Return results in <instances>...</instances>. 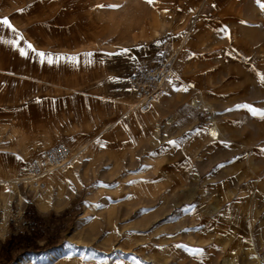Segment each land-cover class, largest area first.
<instances>
[{
  "label": "rangeland",
  "instance_id": "1",
  "mask_svg": "<svg viewBox=\"0 0 264 264\" xmlns=\"http://www.w3.org/2000/svg\"><path fill=\"white\" fill-rule=\"evenodd\" d=\"M4 18L0 179L85 147L64 186L0 199V264H264V0H0ZM164 61L165 93L127 119L128 75ZM25 235L39 248L6 245Z\"/></svg>",
  "mask_w": 264,
  "mask_h": 264
},
{
  "label": "built area",
  "instance_id": "2",
  "mask_svg": "<svg viewBox=\"0 0 264 264\" xmlns=\"http://www.w3.org/2000/svg\"><path fill=\"white\" fill-rule=\"evenodd\" d=\"M172 67L168 62L159 63L156 66L140 67L131 72L127 77V85L131 93L132 102L129 104L125 117L130 118L133 112L145 113L149 110L153 103H157L162 97L166 83L172 78ZM190 89L193 85L190 82L186 83ZM195 101L191 105L199 107L202 111H207V107L196 105ZM208 133L212 140L215 137L211 130ZM72 148L64 143L58 142L45 149H42L37 155L29 158L27 164V172L24 179L27 180V185L36 191H42L46 188L44 177L52 169L59 168L70 157ZM21 183H23L21 181ZM25 184V183H24ZM8 220L15 226L26 228L29 225V220L24 215V209L18 211V208H9Z\"/></svg>",
  "mask_w": 264,
  "mask_h": 264
},
{
  "label": "bare ground",
  "instance_id": "3",
  "mask_svg": "<svg viewBox=\"0 0 264 264\" xmlns=\"http://www.w3.org/2000/svg\"><path fill=\"white\" fill-rule=\"evenodd\" d=\"M210 130H211L212 135H213V133H215V135H213V136L216 138L217 137V132L214 131L213 129H210ZM79 151H80V149H79ZM79 151L77 153H79ZM77 153L72 151L70 157L67 159L66 162H64L62 164V166H60L59 168L52 169L51 171H49L47 173V175L44 177L45 182L49 183L50 181H55L56 179L59 180L60 175H62V173L66 170V168L69 167V165L71 163L70 160L73 159L75 157V155H77ZM69 161H70V163H69ZM25 174H26V172H25ZM24 175H23V177H15V174H13V176L11 175L13 178L9 177V178H5V179H0V199H1V201L3 203H5V205H7L6 202L8 201V199H10V196H12L11 193H16L17 196H19V200H21V197H20L19 190H18L17 186H18V183L21 182V181L23 183H25V185L27 184V180L24 179ZM42 191H44V190H42ZM59 192H61V191H59ZM51 201H53V200L46 194V192H42L35 199L37 207L39 209H41L42 211L43 210H50V209L59 210V208L61 206V204H59L60 202L57 201L55 204H57V203L58 204L55 205V204H52ZM5 205L3 207H1L2 208L3 217L4 216L6 217V215H7L6 214L7 211H6ZM18 211H21V208ZM4 231L5 230H2V231L0 230V234L3 235Z\"/></svg>",
  "mask_w": 264,
  "mask_h": 264
},
{
  "label": "trees",
  "instance_id": "4",
  "mask_svg": "<svg viewBox=\"0 0 264 264\" xmlns=\"http://www.w3.org/2000/svg\"><path fill=\"white\" fill-rule=\"evenodd\" d=\"M27 217H30L31 222H32V228L34 231L39 230L40 224L44 221L40 215L35 214L32 212L30 209H27L26 214ZM32 238L28 236H20V237H15V238H10L9 241H7V246L8 248H12L13 246H16L22 250L26 249H38L39 247H34Z\"/></svg>",
  "mask_w": 264,
  "mask_h": 264
},
{
  "label": "crops",
  "instance_id": "5",
  "mask_svg": "<svg viewBox=\"0 0 264 264\" xmlns=\"http://www.w3.org/2000/svg\"><path fill=\"white\" fill-rule=\"evenodd\" d=\"M153 20H154V22H156V21L158 20V17H157V16H154V17H153ZM147 23H149V22H145V23H144V25L142 26L143 29H145ZM193 87H195V86H193ZM170 88H171V86H170ZM185 96H186V95H182L183 98H184ZM194 101H195L194 103H195L196 105H199V104H200V102H199L198 99H194ZM200 106H202V105H200ZM130 119H131V118H129V120H130ZM139 119H140V117H139V116H136V117L134 118L133 122L136 124V123L139 121ZM110 125L113 126V125H115V123L113 122V124L111 123ZM110 125H108V126L106 127V129H107L108 127H111ZM209 129H213L214 131L217 132V137L215 138V140L218 139V137L220 136V132H219L218 128H217L216 126H214V125H210L209 127H207V129H206V136H207V138H208L209 140H212V138L210 137V135H209V133H208V130H209ZM45 143H46V141H45ZM84 147H85V146H81L80 150H83ZM73 167H74V163H70L69 167H67L66 170L62 173V175H60V177H59V181L61 180L60 183L62 184V186H64V185L66 184L67 176L71 175ZM58 183H59V182H58ZM60 183H59V184H60ZM57 185H58V184H57Z\"/></svg>",
  "mask_w": 264,
  "mask_h": 264
},
{
  "label": "snow or ice",
  "instance_id": "6",
  "mask_svg": "<svg viewBox=\"0 0 264 264\" xmlns=\"http://www.w3.org/2000/svg\"><path fill=\"white\" fill-rule=\"evenodd\" d=\"M148 2L151 3L152 0H148ZM0 26H6L7 28L12 29L13 31H15V29L13 28V26L11 25V23L9 22V20L7 18H4V19L0 20ZM29 47L31 48V45H29ZM21 54L23 55L24 52L21 51ZM39 55L44 56L45 54L44 53H40ZM261 116H262V118H264V113H261ZM213 135H215V133H213ZM197 251H201L202 252V250H197Z\"/></svg>",
  "mask_w": 264,
  "mask_h": 264
}]
</instances>
